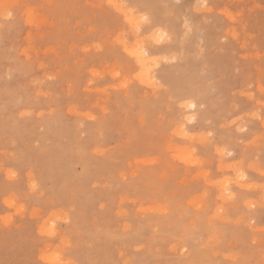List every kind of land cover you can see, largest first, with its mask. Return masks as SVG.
<instances>
[{
	"label": "rangeland",
	"instance_id": "374dc122",
	"mask_svg": "<svg viewBox=\"0 0 264 264\" xmlns=\"http://www.w3.org/2000/svg\"><path fill=\"white\" fill-rule=\"evenodd\" d=\"M263 121L264 0H0V264H264Z\"/></svg>",
	"mask_w": 264,
	"mask_h": 264
},
{
	"label": "bare ground",
	"instance_id": "6f19581e",
	"mask_svg": "<svg viewBox=\"0 0 264 264\" xmlns=\"http://www.w3.org/2000/svg\"><path fill=\"white\" fill-rule=\"evenodd\" d=\"M113 1H114V0H113ZM208 1H209V0H208ZM130 16H131V15H130ZM130 23H132V22H130ZM201 47H202V46H201ZM7 48H8V47H7ZM128 48H129V47H128ZM139 48H140V46H139ZM140 51H141V50H140ZM139 53H140L139 51L134 52V56L137 58V60H138V62H139V64H140V66H142L143 64L141 63V60H142L143 57H142V55H139ZM146 53H147V52H146ZM111 59H112V58H111ZM143 59H145V58H143ZM178 61H179V60H178ZM142 69H143V68H142ZM145 73H146V72H145ZM147 78H148V77H147ZM139 79L142 81L141 78H139ZM148 80H149V79H148ZM19 101H20V100H19ZM127 106H128V105H127ZM186 109H187V108H186ZM48 122H49V121H48ZM240 122H241V121H240ZM240 122H239V123H240ZM263 122H264V121H263ZM49 129H50V128H49ZM182 133H183V132H182ZM176 134H178L179 137H180V134H181V133L178 132V133H176ZM184 135H185V132H184ZM186 135H187V134H186ZM186 135H185V136H186ZM183 137H184V136H183ZM185 138H187V137H185ZM173 146H174V145H172L171 148H172ZM175 146H176V145H175ZM177 146H178V145H177ZM171 148H170V149H171ZM175 148H176V147H175ZM201 148H202V147H201ZM214 148H215V147H214ZM179 149H180V148H179ZM216 149H217V148H216ZM223 149H224V148H223ZM172 150H173V149H172ZM173 151H174V150H173ZM221 151H222V150H221ZM185 152H187V151H185ZM185 152H184V153H185ZM223 152H224V151H223ZM190 153H191V152H190ZM222 154H223V153H222ZM224 154H225V153H224ZM179 155H180V156L182 155L181 151H180V154H179ZM185 157H186V156H185ZM188 158H189V157H188ZM195 158H196V157H195ZM186 159H187V158H186ZM177 160H178V158H177ZM190 161H191V160H190ZM195 161H198V160L196 159ZM195 161H194V163H195ZM187 162H188V161H187ZM194 163H193V164H194ZM186 164H187V163H186ZM225 164H227V163H225ZM228 164H229V162H228ZM236 164L239 165V163H236ZM199 165H200V164H199ZM223 165H224V164H223ZM230 167H231V166H230ZM223 169H224V168H223ZM234 169H235V168H234ZM234 169H233V170H234ZM236 169H237V168H236ZM240 169H241V168H240ZM226 170H227V169H225V171H226ZM231 170H232V169H231ZM238 171L240 172V170H238ZM226 173H227V172H226ZM239 174H240V173H239ZM200 175H201V174H200ZM205 176H206V175H205ZM231 177H232V176H231ZM240 177H241V175H240ZM234 178H235V177H234ZM33 179H34V178H33ZM224 179H227V178H224ZM224 179H223V180H224ZM235 179H237V178H235ZM223 180H221V181H223ZM231 181H232V180H231ZM223 182H225V183L227 182V183H228L229 181L225 180V181H223ZM216 183H217V182H216ZM225 183H223V186H226ZM221 184H222V183H221ZM29 186H30V184H29ZM228 191H229V189H228ZM232 196H233V195H232ZM262 196H264V195H262ZM233 198H234V197H233ZM222 200H223V199H222ZM238 200H239V199H238ZM216 201H217V200H216ZM226 201H227V200H226ZM230 201H231V200H230ZM223 202H225V201H223ZM228 202H229V201H228ZM226 204H227V202H226ZM236 204H237V203H236ZM166 205H167V204H166ZM165 207H166V206H165ZM224 207H226V206H224ZM145 208H146V207H145ZM145 208H144V209H145ZM247 208H248V207H247ZM146 209H147V208H146ZM154 209H155V208H154ZM156 209H157V208H156ZM165 209L167 210V208H165ZM157 210H158V209H157ZM224 210H225V209H224ZM160 211H161V210H160ZM202 211H203V210H201V212H202ZM165 212H166V211H165ZM62 213H64V212H62ZM54 215H56V214L54 213ZM67 215H68V214H67ZM67 215H66V213H65V217H67ZM56 216H57V215H56ZM58 216H59V215H58ZM221 216H222V215H221ZM53 218H54V216H53ZM221 218H223V217H221ZM56 219H58V217H57ZM66 220H67V219H66ZM54 221H55V220H54ZM7 230H8V229H7ZM52 232H53V231H52ZM15 247H16V246H15ZM54 250H55V248H54ZM55 251H56V250H55ZM52 252H54V251H52ZM57 252H58V251H57ZM49 253H50V252H49ZM61 253H62V252H61ZM59 254H60V253H59ZM60 255H61V254H60ZM46 256H49V255H46ZM57 257H59V256H57ZM62 257H63V256H62ZM40 258H41V257H40ZM43 258H45V257L43 256ZM43 258H42V259H43ZM47 258H48V260H46V262L52 260V259L50 260L49 257H46L45 259H47ZM45 259H44V260H45ZM53 259H54V258H53ZM66 260H67V259H66ZM49 263H50V262H49ZM72 264H74V263H72Z\"/></svg>",
	"mask_w": 264,
	"mask_h": 264
},
{
	"label": "snow or ice",
	"instance_id": "6c2138e0",
	"mask_svg": "<svg viewBox=\"0 0 264 264\" xmlns=\"http://www.w3.org/2000/svg\"><path fill=\"white\" fill-rule=\"evenodd\" d=\"M143 54H144V53H142V52H141V53H139V55H143ZM191 106H192V105H189V107H191Z\"/></svg>",
	"mask_w": 264,
	"mask_h": 264
}]
</instances>
